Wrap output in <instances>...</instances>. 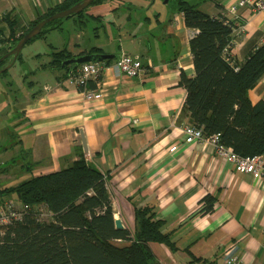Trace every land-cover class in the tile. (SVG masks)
<instances>
[{"label": "crops", "instance_id": "obj_1", "mask_svg": "<svg viewBox=\"0 0 264 264\" xmlns=\"http://www.w3.org/2000/svg\"><path fill=\"white\" fill-rule=\"evenodd\" d=\"M61 1L0 0V52L11 32L8 19L17 20L22 29ZM200 1L205 12L235 20L232 53L238 62L264 42V11L247 5L232 14L228 8L233 0ZM122 4L109 0L90 5L88 14L116 22ZM155 23L130 30L127 43L120 42L116 52L99 46L116 54L110 63L128 52L145 66L135 77L107 68L102 97L87 98L89 88L79 90L66 69L40 63L33 84L15 98L20 118L13 140L0 144L8 153L1 161L2 176L55 171L83 155L109 173L114 216L124 227H134L136 205L153 206L156 217L165 220L164 228L172 232L178 248L152 243L162 264H188L194 256L210 264H224L231 256L240 259L237 264H264V175L238 170L212 143L184 141L190 114L179 81L182 70L190 77L195 74L190 38L197 31L178 10L165 19L158 16ZM68 46L73 55L89 49ZM249 96L253 102L264 99V75ZM174 145L178 148L171 151ZM207 193L218 197L214 209L194 214Z\"/></svg>", "mask_w": 264, "mask_h": 264}, {"label": "trees", "instance_id": "obj_2", "mask_svg": "<svg viewBox=\"0 0 264 264\" xmlns=\"http://www.w3.org/2000/svg\"><path fill=\"white\" fill-rule=\"evenodd\" d=\"M79 1L63 0L22 29L17 20L8 19L11 32L9 40H3L7 46L0 57L41 19ZM106 1L94 0L91 5ZM200 5L201 1L178 0L177 6L185 24L197 31L190 38L195 74L190 77L182 70L179 81L186 89L184 109L190 114V123L202 128L205 135L219 134V142L241 156L264 154V99L253 102L249 96L264 75V42L244 62H238L232 53L235 20L226 22L225 16L209 14ZM86 10L65 18L82 17ZM65 18L48 22L27 43L59 28ZM51 47V60L45 66L70 72L71 65L62 62L74 55L67 47ZM102 52L101 47L93 46L80 54ZM10 58L1 61L0 68ZM95 86L93 81L78 85L79 90ZM108 181V172L80 155L62 169L0 187V202L14 198L30 206L21 220L0 229V264H162L151 244L178 248L172 232L164 228L165 220L156 217L153 206L136 205L134 227H116ZM217 200V195L207 193L193 213L211 212ZM41 207L48 220L43 219ZM188 264L210 263L194 256Z\"/></svg>", "mask_w": 264, "mask_h": 264}, {"label": "rangeland", "instance_id": "obj_3", "mask_svg": "<svg viewBox=\"0 0 264 264\" xmlns=\"http://www.w3.org/2000/svg\"><path fill=\"white\" fill-rule=\"evenodd\" d=\"M188 1L194 3L200 0ZM177 6L178 0H123V4L115 12L116 22L108 18L98 20L89 15L87 9L82 17L74 15L63 19L62 30L54 29L46 36L37 37L25 44L20 53L21 58L17 59L7 72L0 73V144L9 143L13 140L12 135L17 133L16 123L20 116L16 113L15 98L22 96L33 84L32 81L36 79L34 73L40 63L51 60L52 44L58 47L69 45L68 47L76 50L78 47L90 49L93 46H101L116 52L120 49V42L127 43L130 30L156 24L158 16L162 19L170 17L176 12ZM4 152L0 148V187L14 185L31 177L27 172L20 178L12 173L10 179H5L2 176L1 161L8 153ZM13 168H17V165L12 166ZM42 217L45 220L50 218L48 214Z\"/></svg>", "mask_w": 264, "mask_h": 264}, {"label": "built area", "instance_id": "obj_4", "mask_svg": "<svg viewBox=\"0 0 264 264\" xmlns=\"http://www.w3.org/2000/svg\"><path fill=\"white\" fill-rule=\"evenodd\" d=\"M249 5L253 10L264 11V0H233L229 5V12L236 14L239 7ZM225 21L234 20L225 16ZM107 68H112L118 75L127 77H135L145 71V66L139 58L133 57L128 52H122L112 63H107L106 60L88 61L75 69L70 70L69 79L77 85H87L89 81L95 83V88L86 89L85 95L87 98H99L104 95L105 88L103 82V74ZM48 89V87L46 86ZM185 133V142L193 141L209 142L215 146V150L220 156L225 157L228 161L233 162L238 170L250 172L255 177L264 175V154L256 156H241L232 148L227 147L219 142V134L205 135L202 128L196 127L192 123L183 126ZM176 145L171 147V151L176 150ZM30 209L28 204L20 203L14 198L5 199L0 202V229L10 223L21 220ZM44 207H41L42 216L47 215ZM237 257L226 258L224 264H237Z\"/></svg>", "mask_w": 264, "mask_h": 264}, {"label": "water", "instance_id": "obj_5", "mask_svg": "<svg viewBox=\"0 0 264 264\" xmlns=\"http://www.w3.org/2000/svg\"><path fill=\"white\" fill-rule=\"evenodd\" d=\"M94 0H81L69 8H66L64 10L58 11L52 15H49L43 19H41L38 23H36L34 26H32L23 36L22 38L17 42V44L11 48L7 53L2 55L0 57V62L4 59L12 56V61L8 63L6 66L0 68V73L8 69L17 59L18 55L21 53L23 47L25 44H27L28 41H30L32 38L40 34L42 29L45 27V25L53 21L55 19L65 18L67 16L78 14L79 12L85 10L88 8ZM116 57L115 53H83L79 55H74L70 58L65 59L62 62V65L65 66L67 64L71 65L72 69L78 67L79 65L88 62V61H101V60H107V59H114ZM82 140L83 144L85 145V138L82 134ZM116 227L121 228L124 227L122 220L120 218H115Z\"/></svg>", "mask_w": 264, "mask_h": 264}]
</instances>
